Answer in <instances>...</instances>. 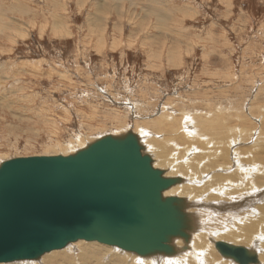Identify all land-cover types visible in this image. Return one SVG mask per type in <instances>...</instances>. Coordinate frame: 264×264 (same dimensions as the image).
<instances>
[{"label":"rangeland","instance_id":"rangeland-1","mask_svg":"<svg viewBox=\"0 0 264 264\" xmlns=\"http://www.w3.org/2000/svg\"><path fill=\"white\" fill-rule=\"evenodd\" d=\"M130 131L153 163L171 152V167L196 155L202 168L216 154L220 157L219 151L229 158L221 162L228 167L204 166L198 178L183 182L199 192L185 200L198 206L193 212L208 247V234L216 228L227 227L223 235H231L238 229L233 228L236 218L251 212L259 219L264 183L254 180L264 177V0H0V164L19 157L72 155L102 137ZM188 131L186 146L182 135ZM204 140L208 148L201 145ZM156 167L164 173L169 168ZM245 178L251 180L246 186L251 191L233 192L243 188L228 181L243 186ZM226 192L235 194L228 200ZM262 232L250 245H232H262ZM92 244L99 252L102 248L103 263L120 257L124 264H140L136 254ZM72 245V259L79 263L86 249L78 247H92L75 242L33 261L46 256L64 261L69 253L63 252ZM192 251L186 244L178 253L183 257ZM189 258L183 264L224 260L220 255L212 262L207 256L198 262Z\"/></svg>","mask_w":264,"mask_h":264},{"label":"water","instance_id":"water-1","mask_svg":"<svg viewBox=\"0 0 264 264\" xmlns=\"http://www.w3.org/2000/svg\"><path fill=\"white\" fill-rule=\"evenodd\" d=\"M164 175L131 131L68 156L2 162L0 264L37 260L80 240L139 258L171 254V237L189 240L183 231L186 201L165 196L178 179ZM215 248L237 264H259L248 248L224 241Z\"/></svg>","mask_w":264,"mask_h":264},{"label":"bare ground","instance_id":"bare-ground-1","mask_svg":"<svg viewBox=\"0 0 264 264\" xmlns=\"http://www.w3.org/2000/svg\"><path fill=\"white\" fill-rule=\"evenodd\" d=\"M221 113V112H220ZM222 114V113H221ZM185 125V124H184ZM187 125V124H186ZM211 127V126H210ZM219 127V126H218ZM185 129H187V127L185 128ZM214 129V128H213ZM187 130H190V129H187ZM215 130V129H214ZM217 130V129H216ZM218 131V130H217ZM186 137H184L183 135H182V137L184 138V139H187V145L186 146H189V136H191V131H188L187 132V134H188V136L185 134V133H183ZM210 135V134H209ZM224 135V134H223ZM223 135H221L220 134V136H223ZM150 136V135H149ZM199 136V135H198ZM238 136V135H237ZM150 137H152V136H150ZM176 137V136H175ZM226 137V136H225ZM225 137H223V138H225ZM203 138V137H202ZM208 138V137H207ZM222 138V139H223ZM240 138H242V137H240ZM152 139H154V138H152ZM157 139V138H156ZM155 139V140H156ZM180 139V138H179ZM201 139V138H200ZM209 139V138H208ZM221 139V140H222ZM227 139H228V137H227ZM235 139H237V138H234V142H235ZM243 139V138H242ZM159 140V139H158ZM174 140V139H173ZM214 140H216V139H214ZM218 141L220 140V138L219 139H217ZM220 140V141H221ZM154 141V140H153ZM166 141V140H165ZM175 141V140H174ZM213 141V140H212ZM229 140H227V142H228ZM233 141V140H232ZM231 141V142H232ZM240 141V140H239ZM242 141H244V140H242ZM156 142V141H155ZM164 142V141H163ZM176 142V141H175ZM180 142H181V140H180ZM183 142H184V140H183ZM182 142V143H183ZM215 142H217V141H215ZM226 142V141H225ZM226 142V143H227ZM167 143V142H166ZM203 143H205V144H201L204 148L205 147H207L208 148V146H210V142L208 143V141H203ZM220 143V142H219ZM243 143V142H242ZM244 143H245V141H244ZM156 144H159V142H157ZM169 144H172V143H169ZM173 144H175V143H173ZM180 144V143H179ZM217 144V143H216ZM221 144V143H220ZM227 144H229V143H227ZM241 144V143H240ZM168 145V144H167ZM175 145H177V144H175ZM159 146V145H158ZM183 146V145H182ZM220 146V145H219ZM238 146V145H237ZM237 146H236V148H237ZM148 147V146H147ZM150 147V146H149ZM171 147V146H170ZM258 147V146H257ZM256 147V148H257ZM152 148V147H151ZM260 148V147H259ZM258 148V149H259ZM146 149H148V148H146ZM169 149V148H168ZM167 149V150H168ZM172 149H174V146H173V148ZM187 149H189V147L187 148ZM209 149H210V147H209ZM223 149H225V148H223ZM149 150H151V149H149ZM162 150V149H161ZM175 150H177V149H175ZM174 150V151H175ZM211 150H212V147H211ZM253 150H255V149H253ZM260 150V149H259ZM152 152H153V150H151ZM166 151V150H165ZM173 151V152H174ZM158 152H160V151H158ZM163 152H164V150H163ZM200 152V151H199ZM204 152H206L205 150H204ZM220 153H221V155H220V157H218L217 156V154L215 155L216 157L214 158V160H208V162L209 163H206V162H204V160H203V162L204 163H206V164H203L202 163V165H204L205 166V168L207 167V168H212L211 170H213L215 167H216V165H220L221 164V166H226V167H228V165L226 164H222L223 162H225V161H229L228 159L229 158H225L224 156V154H223V152H221V151H219ZM236 152H238V151H236ZM240 152H241V150H240ZM243 152V151H242ZM256 152V151H255ZM254 152V153H255ZM259 152V151H258ZM144 153L145 154H147L146 153V150L144 149ZM149 153V152H148ZM172 153V152H171ZM171 153H170V155H169V157L170 156H172L171 155ZM210 153V152H209ZM244 153H245V151H244ZM160 154V153H159ZM178 154H179V152H178ZM181 154V153H180ZM214 154V153H213ZM248 154V153H247ZM148 155H150V154H148ZM211 155V154H210ZM227 155V154H226ZM238 155V154H237ZM244 155V154H243ZM242 155V156H243ZM246 155V154H245ZM250 155V154H249ZM184 156V155H183ZM190 156V155H189ZM212 157L214 156V155H211ZM228 156V155H227ZM236 156V155H235ZM253 156V155H252ZM157 157V155L155 156V158ZM160 157V156H159ZM158 157V158H159ZM166 157V156H165ZM169 157H168V159H166V160H169V161H166L165 159H164V161H162L163 159H159V160H157V163L155 164V163H153V165H154V167L156 168V169H159V170H161V168H159V167H156V166H163V168H164V166H167V167H169V168H167V170L168 169H172L173 171H174V173H172L171 171H169V173L168 172H166L165 171V175L164 176H168L167 178H176V179H178V183L177 184H175L174 186H172L171 188H169L166 192H165V196H173V197H176V198H178V199H180V200H188L187 198H191V197H196V196H198L199 195V192L197 191V189L196 188H193V186H190V183H188L189 185H187L186 183L185 184H183V182L185 181L184 179H187L188 177H189V179L190 178H193V177H196V178H198L197 177V173H199V171H201V170H203L204 168V166L202 167V168H199V164L197 165L196 163V161L197 160H199V158H197V156L195 155V156H190L191 158L190 159H186V161L185 162H183V163H181V164H177V165H172V167L170 166V164L171 163H173V162H170V160H172V159H169ZM179 157V156H178ZM182 157V156H181ZM205 157V156H204ZM240 157V156H239ZM154 158V159H155ZM162 158V157H161ZM174 158V157H173ZM185 158V157H184ZM206 158H207V156H206ZM210 158V157H209ZM235 158V157H234ZM236 158H238V156L236 157ZM243 158V157H242ZM241 158V159H242ZM157 159V158H156ZM244 159V158H243ZM242 159V160H243ZM247 159H248V156H247ZM255 159H257V158H255ZM184 160V159H183ZM201 160V159H200ZM217 161L216 163L214 162V161ZM234 160V159H233ZM240 160V159H239ZM245 160V159H244ZM202 161V160H201ZM223 161V162H222ZM246 161V160H245ZM248 161V160H247ZM251 161H253V159L251 160ZM222 162V163H221ZM178 163V162H177ZM227 163V162H226ZM238 163V162H237ZM241 163V162H240ZM216 164V165H215ZM234 164V163H233ZM239 164V163H238ZM242 164H244L243 162H242ZM253 164V163H252ZM156 165V166H155ZM201 165V166H202ZM248 165V164H247ZM218 167V166H217ZM216 167V168H217ZM216 168H215V170H216ZM249 168H250V166H249ZM252 168V167H251ZM220 169V168H219ZM233 169H235V168H233ZM243 169H244V167H243ZM164 170V169H163ZM207 170V169H206ZM208 170H210V169H208ZM236 170H237V168H236ZM253 171H254V169H252ZM252 171V172H253ZM202 172V171H201ZM203 172H204V170H203ZM208 172V171H207ZM227 172V171H226ZM230 172H232V171H230ZM206 173V172H205ZM209 173V172H208ZM213 173V172H212ZM211 173V174H212ZM222 173V172H221ZM233 173V172H232ZM237 173V172H236ZM245 173V172H244ZM250 173H251V171H250ZM255 173V172H254ZM264 173V172H263ZM200 174H203V173H200ZM210 174V173H209ZM225 174V173H224ZM174 175H176V177H174ZM205 175V174H204ZM208 175V174H207ZM217 175V174H216ZM223 175V174H222ZM226 175V174H225ZM232 175V174H231ZM235 175V174H234ZM247 175V174H246ZM183 177V178H178V177ZM211 177H213V176H211ZM231 177V176H230ZM242 177V176H241ZM214 179H217V178H215V177H213ZM223 179H224V177H222ZM227 178H229V177H227ZM234 178V177H233ZM243 178V177H242ZM214 179H213V181H214ZM222 179V180H223ZM246 179V178H245ZM193 181L195 180V179H192ZM199 181H200V179H198ZM202 180V179H201ZM231 180V179H230ZM228 181L229 182V184L232 186V187H235V188H240V186L243 188V190H241V188L240 189H236V190H234L233 192H236V193H238L239 191H242L243 193H246V192H248V191H251V188H247L246 186L248 185V183H250V181L251 180H243L242 181V183H243V186L242 185H240V182H236V183H234V182H232V181ZM233 180V179H232ZM212 181V182H213ZM226 181H227V179H226ZM191 182V181H190ZM208 182H210V181H208ZM221 182V181H220ZM254 182H257L258 183V185H261L260 183H264V177H262V178H259L257 181L256 180H254ZM199 183H201L202 184V182L200 181ZM204 183V182H203ZM252 183V182H251ZM196 184H198V183H196ZM210 184V183H209ZM208 184V185H209ZM199 185V184H198ZM197 185V186H198ZM211 185V184H210ZM224 185V184H223ZM207 186V185H206ZM217 186V185H216ZM221 186V185H220ZM252 186L254 187L255 185H253L252 184ZM199 188V187H198ZM223 188H225V187H222V188H216L217 190H219V191H221ZM257 188V187H256ZM204 189V188H203ZM206 189V188H205ZM260 189V188H259ZM227 192H228V190H227V188L225 189ZM244 190H246V191H244ZM261 190V189H260ZM200 191V190H199ZM262 191V190H261ZM204 192V191H203ZM224 192V191H223ZM225 193L224 194V198L225 199H230L231 198V195H233L234 196V194L235 193H231V194H229V193ZM257 194V193H256ZM262 194V193H261ZM205 195V194H204ZM263 195V194H262ZM232 196V197H233ZM258 197V196H257ZM244 199V198H243ZM264 199V198H263ZM185 200V201H186ZM208 200V199H207ZM218 200V199H217ZM245 200V199H244ZM255 200V199H254ZM249 201V200H248ZM207 202V201H206ZM216 202V201H215ZM225 202V201H224ZM229 202V201H228ZM244 202V201H243ZM242 202V203H243ZM264 202V201H263ZM219 203H221V202H219ZM234 203V202H233ZM251 203H253V202H251ZM257 203V202H256ZM236 204V203H235ZM241 204V203H240ZM247 204V203H246ZM250 204V203H249ZM197 205H198V203H197ZM204 205V204H203ZM224 205V204H223ZM227 205V204H226ZM232 205H234V204H232ZM242 206H244L245 205V203H244V205L243 204H241ZM241 205H238L239 207L241 206ZM221 206H222V204H221ZM221 206H219V207H221ZM229 206V205H228ZM235 206V205H234ZM234 206H232V207H234ZM238 206L236 205V208H238ZM248 206V205H247ZM196 207H198V206H196L194 203L193 204H191V203H189V202H187L186 201V206H185V209H184V214H185V218H184V229H183V231L187 234V236L190 238L191 237V239L188 241V242H186L184 239L185 238H182V237H180V236H173V237H171L170 239H169V245L170 246H172V253L171 254H166V253H163L162 255H157V256H155V255H151V256H145V257H141V258H139L138 259V256L137 255H135V254H133V253H131V252H128L127 254H133V255H135L136 257H137V259L140 261V264L142 263V264H183L185 261H186V259H188L189 258V256H190V258L189 259H192V258H194L195 259V262H198L197 260H199V259H201V258H203V256H207L208 258H209V260H210V262H212L213 260H214V258L216 257V258H218V255H220L224 260H220L217 264H233L235 261L234 260H232V259H230V258H226V257H223L218 251H217V249L215 248V243H217V242H220V241H223V240H232V243L230 244V243H227V244H229V245H232V244H237V245H250L251 244V240L252 239H254L255 238V233L256 232H259V231H261L262 229H264V223H263V220H264V206L263 207H261L260 209H259V219L256 217V218H252L251 216H249V214L251 213H247V214H244L243 216H241V217H238V218H236L235 219V223H237L238 224V226L236 227V226H233V228H238L235 232H233V234H231V235H229V233L228 234H226V235H223V231L227 228H224V227H221L220 226V228H216L215 229V231H213L211 234L212 235H210V234H208V240H209V242H210V244H209V246L210 247H208L206 244H205V239H206V237H205V235L204 234H201L202 232H201V226H198L197 224H200L201 225V223H200V221H199V218H198V216H196V214L193 212V208H196ZM201 207V206H200ZM206 207V206H205ZM227 207V206H226ZM230 208H231V206H230ZM221 209V208H220ZM242 209V208H241ZM254 209V208H253ZM211 210H213V209H211ZM216 210H218V209H216ZM202 210H197L196 209V213H200ZM211 212H213V211H211ZM253 213V212H252ZM254 215V214H253ZM258 215V214H257ZM184 217V216H183ZM203 217V216H202ZM236 217V216H235ZM254 217V216H253ZM211 219V218H210ZM193 220H194V223H192L193 222ZM233 221V220H232ZM230 224H231V222H229ZM229 225V224H228ZM232 225V224H231ZM206 228V227H205ZM228 229V228H227ZM210 230H212V229H210ZM208 231V230H207ZM201 232V233H200ZM263 233V232H262ZM258 234V233H257ZM264 234V233H263ZM204 235V236H203ZM210 235V236H209ZM228 235V236H227ZM261 235H258V237H260ZM261 241V240H260ZM77 242H82V240H80V241H77ZM89 244H91L90 246H92V247H88V246H83L82 245V247H78V248H80V249H86V253H82L81 254V257H80V263H79V259L78 260H74V259H72L73 258V255L74 254H72V250H75L74 248H76V244L75 245H72L71 247H69V249H67L66 251H64L63 253H69V257L68 258H66L64 261H61V262H53L52 260H51V257L50 256H46V257H43L42 259H40V261L39 262H37V261H30L29 262V264H124L123 263V261L122 260H124L125 258H120L119 256H117V257H119L116 261H113V263H103L102 261H101V257H102V255L104 256V252L102 251L101 252V249H100V252H99V249H94V247H93V245L94 244H92V242H88ZM97 243H99V242H97ZM226 243V242H225ZM259 243V242H258ZM71 244H74V243H70V244H68V245H71ZM79 244V243H78ZM186 244H188V245H192V247H193V251L189 254V256L187 255V256H180L179 255V250L182 248V247H184ZM79 245H81V244H79ZM103 245V244H102ZM232 246H235V245H232ZM110 247H114L115 248V250H117L118 252H121V250H119L120 248L119 247H117V246H110ZM235 247H240V246H235ZM244 248V247H243ZM107 249V248H106ZM248 249H250V250H252L253 252H254V254H256V256H257V260H258V262H259V264H260V261H259V257L261 256H259V250H261V252H262V259H264V243L262 244V245H260V244H254V246L252 245V246H250V248H248ZM62 250V249H61ZM53 251H59V250H53ZM53 251H50V252H53ZM106 251V250H105ZM107 252V251H106ZM109 252V257H111V254H110V250L108 251ZM176 252H177V254H176ZM47 253H49V252H47ZM105 254H107V253H105ZM113 256H115V255H113ZM126 256V255H125ZM135 256H133V258L135 257ZM116 257V258H117ZM124 257V256H123ZM130 257V256H129ZM71 260H70V259ZM208 258H207V260H208ZM115 260V259H114ZM129 260V259H128ZM137 260V261H138ZM126 261V260H125ZM124 261V262H125ZM189 261V260H188ZM130 263L129 264H131V261H129ZM133 262V261H132ZM10 263H13V262H10ZM134 263V262H133ZM200 263V262H199ZM126 264H127V262H126ZM237 264V263H236Z\"/></svg>","mask_w":264,"mask_h":264}]
</instances>
